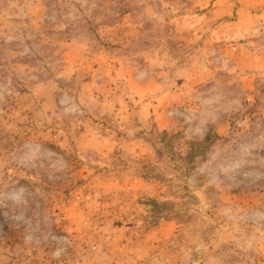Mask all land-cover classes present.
<instances>
[{
	"label": "rangeland",
	"instance_id": "rangeland-1",
	"mask_svg": "<svg viewBox=\"0 0 264 264\" xmlns=\"http://www.w3.org/2000/svg\"><path fill=\"white\" fill-rule=\"evenodd\" d=\"M0 264H264V0H0Z\"/></svg>",
	"mask_w": 264,
	"mask_h": 264
},
{
	"label": "trees",
	"instance_id": "trees-1",
	"mask_svg": "<svg viewBox=\"0 0 264 264\" xmlns=\"http://www.w3.org/2000/svg\"><path fill=\"white\" fill-rule=\"evenodd\" d=\"M258 102V99H256V103ZM162 136L164 138L168 137V133L167 132H163ZM216 139L218 137H215ZM211 136L208 134L206 136V138L202 141L199 142H195V141H189V148H188V152L186 154V159L185 157H183L185 160H187L189 163L193 162L195 160L196 157L200 156H206L207 150L209 149L210 145H211ZM154 204L157 206L158 203L154 202Z\"/></svg>",
	"mask_w": 264,
	"mask_h": 264
}]
</instances>
